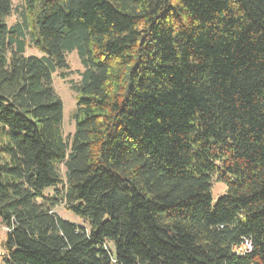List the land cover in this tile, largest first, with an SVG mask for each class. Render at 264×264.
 <instances>
[{"label": "trees", "instance_id": "obj_1", "mask_svg": "<svg viewBox=\"0 0 264 264\" xmlns=\"http://www.w3.org/2000/svg\"><path fill=\"white\" fill-rule=\"evenodd\" d=\"M22 4L8 27L0 0V264H264V0Z\"/></svg>", "mask_w": 264, "mask_h": 264}, {"label": "rangeland", "instance_id": "obj_2", "mask_svg": "<svg viewBox=\"0 0 264 264\" xmlns=\"http://www.w3.org/2000/svg\"><path fill=\"white\" fill-rule=\"evenodd\" d=\"M12 4L11 14L6 19V24L8 27L15 26V24H22L24 22V4H22V0H10ZM26 32V37H28V32ZM26 43H28V38L26 39ZM35 56L41 57V54L33 49L31 46H28L25 50V56ZM67 69L61 70L59 72L53 73L52 75V88L54 93L56 94L58 100L62 103V122L60 129L62 130V136L64 140L71 138L74 134V120L73 113L76 108V92L73 91V87L78 85L81 72L83 71L80 61L77 58V55L74 51L70 54L65 55ZM64 74L65 77L62 78L60 75ZM63 166L59 168V173L64 175ZM211 188V197L212 203H215L219 196L225 192V186L213 180ZM53 192L52 189H48L45 192V196L51 195ZM54 212L61 219H65L75 225L86 227V224L80 220L78 217L71 215L64 206L60 205L54 209ZM7 231L0 223V259L4 255V246L3 243L6 238ZM244 249V247L242 248ZM1 262V260H0Z\"/></svg>", "mask_w": 264, "mask_h": 264}, {"label": "built area", "instance_id": "obj_3", "mask_svg": "<svg viewBox=\"0 0 264 264\" xmlns=\"http://www.w3.org/2000/svg\"><path fill=\"white\" fill-rule=\"evenodd\" d=\"M244 247V249H242ZM249 243L247 244H242L240 247L234 248V251L236 253H241V252H249Z\"/></svg>", "mask_w": 264, "mask_h": 264}]
</instances>
